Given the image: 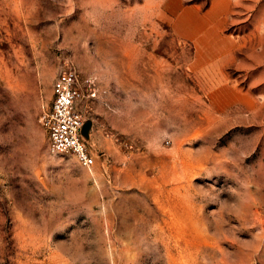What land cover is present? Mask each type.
Here are the masks:
<instances>
[{"label":"rangeland","instance_id":"rangeland-1","mask_svg":"<svg viewBox=\"0 0 264 264\" xmlns=\"http://www.w3.org/2000/svg\"><path fill=\"white\" fill-rule=\"evenodd\" d=\"M183 2L224 11L226 70L174 0H0V264H264V0ZM69 68L91 168L43 124Z\"/></svg>","mask_w":264,"mask_h":264},{"label":"crops","instance_id":"crops-1","mask_svg":"<svg viewBox=\"0 0 264 264\" xmlns=\"http://www.w3.org/2000/svg\"><path fill=\"white\" fill-rule=\"evenodd\" d=\"M223 13L216 5L202 10L197 5L185 4L183 0H174V4L166 7L167 22L173 33L182 40L193 42V69L213 66L221 71L226 70L243 45L241 38L226 33L229 23Z\"/></svg>","mask_w":264,"mask_h":264},{"label":"built area","instance_id":"built-area-1","mask_svg":"<svg viewBox=\"0 0 264 264\" xmlns=\"http://www.w3.org/2000/svg\"><path fill=\"white\" fill-rule=\"evenodd\" d=\"M77 71L64 69L54 82L52 108L43 117V124L48 132L49 148L54 154L70 153L76 156L85 167L95 164L82 135L85 119L82 113L83 91L79 89Z\"/></svg>","mask_w":264,"mask_h":264},{"label":"water","instance_id":"water-1","mask_svg":"<svg viewBox=\"0 0 264 264\" xmlns=\"http://www.w3.org/2000/svg\"><path fill=\"white\" fill-rule=\"evenodd\" d=\"M91 125H92L91 121H88V122L84 123L83 128H82V135L83 136H87L88 135L89 130L91 128Z\"/></svg>","mask_w":264,"mask_h":264}]
</instances>
